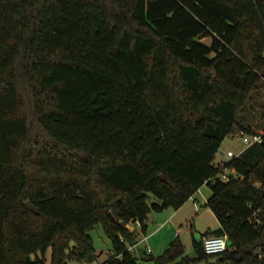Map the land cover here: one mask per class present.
I'll return each instance as SVG.
<instances>
[{"label": "trees", "instance_id": "obj_1", "mask_svg": "<svg viewBox=\"0 0 264 264\" xmlns=\"http://www.w3.org/2000/svg\"><path fill=\"white\" fill-rule=\"evenodd\" d=\"M263 75L264 0H0V264L93 262L97 225L103 264H264V140L215 165L264 130ZM204 184L220 227L197 257L136 256Z\"/></svg>", "mask_w": 264, "mask_h": 264}, {"label": "rangeland", "instance_id": "obj_2", "mask_svg": "<svg viewBox=\"0 0 264 264\" xmlns=\"http://www.w3.org/2000/svg\"><path fill=\"white\" fill-rule=\"evenodd\" d=\"M204 41L210 44L211 38L209 37L205 38ZM255 121L256 123L259 122L260 121L259 117H257ZM242 147H243V142H242L241 135H232V136L226 137L221 145V148L219 149V152L217 153L215 165L219 166L224 161L229 160V157L227 156V151L229 148L237 152ZM211 194H212V190L208 184H204L200 188V192L198 194L199 202H200V210H201L200 212H203V211L204 212L199 218L197 217L198 214L194 210V202L192 199H189L184 204V207L181 210V213H183L184 217L186 216L185 218H187V221L184 222L185 224L183 226V228L186 229L187 232L183 234L181 238L186 243L185 256H189V257L195 256L192 232L196 235L197 239H201L202 235H201V231H199L200 227L209 226L210 224H212L213 219L217 218L214 212L206 205V199ZM172 211L173 209H167L163 212L161 216L162 217L166 216ZM153 213H160V212H153ZM159 225L160 223L158 222L157 226ZM168 228H169L168 225L161 228L160 232H158L151 240H149V244L151 248L153 249V253L152 252H149V253H151L152 255L162 254L163 251H161V248L159 246L157 245L155 246V243H156V240H159V237L162 233H166V231H168ZM90 233L93 237V241H94V245H95L98 257H97V260L93 262H89V263H84V264H103L109 258L110 249H111V241L109 237L106 235L101 225H97L93 230H91ZM141 238H143V236ZM144 250H147L145 243L136 246L133 252L136 254V256L142 259L143 255L145 254ZM209 261H210L209 264H218L217 262L218 256L211 257ZM69 264H81V263L73 261V262H69ZM201 264H207V263L203 261L201 262Z\"/></svg>", "mask_w": 264, "mask_h": 264}, {"label": "crops", "instance_id": "obj_3", "mask_svg": "<svg viewBox=\"0 0 264 264\" xmlns=\"http://www.w3.org/2000/svg\"><path fill=\"white\" fill-rule=\"evenodd\" d=\"M231 149V148H229ZM228 149V150H229ZM200 190L195 193V195L190 198L193 200L194 202V210L195 212L198 214V218L203 214V212H200V202H199V197H198V194H199ZM208 199V198H207ZM207 199H206V202H207ZM196 203H198L199 207L198 209L196 208ZM184 207V205L182 207H180L179 209L177 210H173L171 213H169L168 215L166 216H161L163 214V212H160V213H152L150 215V219H149V231L146 235H143V238H141L138 242L137 245L133 246V249H135L136 246L138 245H141V244H146V248H150L151 251L153 253V249L151 248L150 244H149V240H151L158 232H160L161 228L165 227L166 225H168V231H166V233H162L159 237V240H156V243H155V246H159L161 248V251L162 254L165 252V250L169 247V245L171 244V242L175 239V238H179L181 239L182 238V235L185 234L187 232L186 229L183 228L184 226V222L187 221V218L184 217V214L181 213V210L182 208ZM158 222L160 223L159 226L158 225ZM157 226V227H156ZM220 227V222L219 220L216 219H213L212 221V224H210L209 226L205 227H200V230L201 231V235L206 232L207 230H217L218 228ZM198 231V230H196ZM165 235V236H163ZM196 237V235L192 232V237ZM205 238V237H203ZM155 241V240H153ZM181 241L184 243L185 245V248H186V243L184 242V240L181 239ZM195 250V248H194ZM145 251V250H144ZM161 255V254H159ZM159 255H155V256H159ZM189 257V256H188ZM197 257V253H196V250H195V256L194 257H189V258H196ZM210 261L207 263L209 264ZM201 264V263H200Z\"/></svg>", "mask_w": 264, "mask_h": 264}, {"label": "built area", "instance_id": "obj_4", "mask_svg": "<svg viewBox=\"0 0 264 264\" xmlns=\"http://www.w3.org/2000/svg\"><path fill=\"white\" fill-rule=\"evenodd\" d=\"M243 147L239 151H234L232 149H229L227 151V156L229 159L233 157H237L241 155L248 147L260 143L264 140V130H258L255 133H245L242 132L241 134ZM223 180H228L229 176L227 173H224L222 175ZM199 205L196 203V208L198 209ZM137 226H139V223H137ZM130 229H134L135 225L130 224L128 225ZM204 249L206 253L208 254H219L224 252L227 249L228 246V236L227 235H211L204 238L203 241ZM130 249H133L131 247ZM147 251L150 252L151 249L147 248ZM110 255V254H109Z\"/></svg>", "mask_w": 264, "mask_h": 264}, {"label": "water", "instance_id": "obj_5", "mask_svg": "<svg viewBox=\"0 0 264 264\" xmlns=\"http://www.w3.org/2000/svg\"><path fill=\"white\" fill-rule=\"evenodd\" d=\"M263 86H264V75H263V78H262L260 84L258 85V87H263ZM161 177L164 179V176H163V175H162ZM25 205H26V207H27L29 210L34 211V212H36V213L38 212L37 207H36L31 201H27V202L25 203ZM65 264H68V263L65 262Z\"/></svg>", "mask_w": 264, "mask_h": 264}]
</instances>
